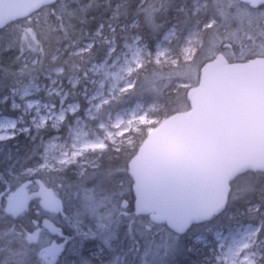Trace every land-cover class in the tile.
I'll return each instance as SVG.
<instances>
[{
  "label": "trees",
  "instance_id": "16d2710c",
  "mask_svg": "<svg viewBox=\"0 0 264 264\" xmlns=\"http://www.w3.org/2000/svg\"><path fill=\"white\" fill-rule=\"evenodd\" d=\"M212 2L213 0H55L0 28V117L11 116L19 121L16 134L0 141V264H44L40 257L41 249L54 237L42 231L39 239L34 242L28 239V234L40 227L46 216L61 226L63 233L69 238H73L64 253L67 254L70 248L81 253L79 258L73 260L66 255L60 264H82V260L88 264H102L108 260L105 255H93L98 244L105 245L103 240H90L82 244L77 242L82 236L79 237L75 232L84 229L79 226V229L71 230L74 224H71L67 214L72 215L71 209H74V213L78 206L85 204L93 208V204L97 202L88 203V196L91 199V195L96 192L98 196L110 195L108 198L111 199V202L100 205V212H103V207L105 210L114 204L119 206L122 200H127L129 210L134 212L137 195L131 173L133 158L150 132L148 129L155 128L172 115L190 108V90L200 84L201 74L212 60L211 53L207 54L214 49L211 39L214 35L226 33V21L220 18L218 12L210 11ZM198 3H205V10L194 13ZM239 4L254 9L249 4ZM257 10H264V5ZM145 14L151 15L149 21H146ZM210 20H223L224 23L218 21L220 24L207 27ZM196 22V41L193 44L195 50L187 57V33ZM175 27L177 34L170 42L163 41L170 50L171 57L168 61H155L156 46ZM138 36L148 44L152 55L145 56L141 66L132 73L134 86L121 92L115 99H109L102 106L101 113L116 112L136 103L154 104L150 116L155 122L125 134L124 137L131 136V143H109L106 150L93 153L91 157L96 159V163L93 167L84 166L83 173L75 165L62 170L28 173L29 169L43 163L47 140L55 134H65V124L69 122L70 116L59 131L50 126L36 127L29 119L21 122V109L13 106V99H18L17 94L31 83L41 88L49 86L56 79V83L60 82L64 90L70 91L68 103H79L80 109L74 116L85 117L87 105L83 93L91 96L94 91L88 89L92 65L116 56L123 44L132 42L131 39ZM107 40L114 41V45ZM88 44L92 45L89 47ZM112 47L113 51L110 53ZM225 50L226 48L223 49ZM259 54L241 60L230 59L237 62L264 56ZM35 179H41L62 198L65 206L63 215L47 214L37 200L32 202L29 211L18 216H13L7 210L6 198L9 194L27 181H33L31 189H36ZM68 188L67 193L65 189ZM78 189L83 195L77 201ZM250 206L256 208L248 210ZM136 219L134 224L128 225L135 234L134 238H122V242H129L128 246L130 243L137 246L140 241V236L136 233L138 222L140 226L145 225V222L150 224L151 228L146 229V232L155 238L162 235L160 232L167 233L166 230L157 229L158 226L167 225L155 224L149 216L139 215ZM235 222L261 223L259 239L264 241V171H248L238 176L231 183L224 210L210 220L175 235L173 247L176 257L173 264H214V253L210 251L212 246L195 244L193 239L198 235L211 239L213 230L227 228ZM116 242L117 239L112 242V246ZM133 251H136V247ZM133 251L129 253L132 254ZM262 252L259 264H264V248ZM122 253L126 252L121 250L119 254ZM114 261L116 264L118 257Z\"/></svg>",
  "mask_w": 264,
  "mask_h": 264
},
{
  "label": "rangeland",
  "instance_id": "374dc122",
  "mask_svg": "<svg viewBox=\"0 0 264 264\" xmlns=\"http://www.w3.org/2000/svg\"><path fill=\"white\" fill-rule=\"evenodd\" d=\"M54 1L50 0L49 2ZM204 4H196L194 13L205 10ZM36 10L27 11L21 17H25V15H29ZM210 11L213 13L218 12L221 15L220 18H223L224 22L226 21V33L224 35H214L211 39V42L214 43V49L207 52V54L211 53L212 61L203 70L201 78L204 77V72L215 61L220 50L222 51L224 48L227 52L224 55L227 58L232 57L241 60L250 55L255 57L256 53L264 55V10L249 9L239 4L237 0H213ZM144 16L146 21L151 19L150 14ZM223 20L218 21L223 22ZM218 21L210 20L207 27L214 26L216 23L220 24ZM134 22L138 25L137 21ZM197 23L190 26L187 33L185 44L187 57L191 56L195 50L193 44L196 41L195 29ZM135 24H132V26ZM20 33L22 34L23 31L21 30ZM176 34L177 27L172 28L164 35L162 42L156 46L155 61L169 60L171 57L170 50L163 44V41L170 42ZM140 38L139 36L135 37L131 39L132 42L123 44L116 56H110L105 61L92 65L90 69L92 75L89 77L88 89L94 91L91 96L83 93L87 105L84 111L85 117L74 116L80 109L79 103H68L70 91L64 90L60 82L56 83V79L49 86H42L41 88L31 83L17 94L18 99H13V106L21 109V122L29 119L36 127L50 126L59 131L70 116L69 122L65 124L67 125L65 134H55L47 140L43 163L36 168L29 169L28 173L62 170L73 165L82 169L81 172L83 173L85 171L84 166L93 167L96 163V159L91 157L93 153L106 150L109 143L118 145L126 142L129 144L132 141L131 136L124 137L125 134L138 130L140 126L155 122L150 116V110L154 109V104L136 103L132 107H126L116 112L101 113L102 106L109 99H115L121 92L134 86L135 81L131 78L132 73L141 66L145 56L152 55L148 44ZM107 42L114 45L112 40H107ZM208 42H210V39ZM91 45L88 44L89 47ZM112 51L113 47L110 53ZM18 125V119L14 117H0V141L13 137L19 128ZM148 130H151V128ZM65 191L68 193L69 188ZM96 191L95 189L94 192ZM96 193L91 195L92 200L88 196V203L97 202V204H93V208L85 204L78 206V210L75 209L76 212L74 213V209H71L72 215L67 214L71 224H74L71 230L79 229V226L84 229V231L75 232L79 237L82 236L77 240L78 243L103 240L105 245L103 243L98 244L93 255L103 257L111 254L112 260H106L102 264H115L114 259L117 256L118 262L116 264H173L176 257L175 248L173 247L176 242L175 235L182 234L186 230H178L168 225L166 227L158 226L159 231L166 230L167 233L160 232L162 235L155 238L146 232V229L151 228L150 224L145 222V225L140 226V222H138L136 233L140 236V241L137 246L132 243L128 246L129 242H122V238L127 236L134 238L135 236L128 225L137 221L136 216L142 214L143 216H149L150 211L145 213L137 198L134 204V212L129 210L130 205L127 200H122V204L119 206L114 204L105 208V210L103 207V212H100V205L111 202V199L108 198L110 195L108 197L107 195L98 196V193ZM82 195L78 189V192H76L77 201L80 200ZM253 208H256V206H250L248 210ZM218 212L217 210L215 214ZM261 226V223L235 222L227 228L213 230L211 239H207L204 235H198L193 239V242L202 244V246H212L210 251L214 253V264H259V260L263 256L262 248H264V241L259 239ZM72 239L63 232L57 236V241L61 245L66 241V247ZM116 239V244L112 246V242ZM50 242L51 239L47 245ZM135 247L136 251H133ZM121 250L126 253L119 254ZM128 250L133 251V253H129ZM134 254L138 256H133ZM44 255H46V252L41 251V259ZM68 256L73 260L79 258L81 253L70 248L67 253ZM62 258H66V254ZM44 264L52 263L44 261ZM82 264L88 263L82 260Z\"/></svg>",
  "mask_w": 264,
  "mask_h": 264
},
{
  "label": "water",
  "instance_id": "95a60500",
  "mask_svg": "<svg viewBox=\"0 0 264 264\" xmlns=\"http://www.w3.org/2000/svg\"><path fill=\"white\" fill-rule=\"evenodd\" d=\"M50 0H0V28ZM253 7L264 0H239ZM191 89L190 108L152 129L131 163L134 188L154 223L185 230L224 209L234 179L248 171H264V57L227 64L219 55ZM32 193L26 182L6 198L16 216L38 199L47 213L62 214L64 203L40 179ZM42 229L52 236L62 228L48 217L29 233L36 241ZM43 251L55 261L54 240Z\"/></svg>",
  "mask_w": 264,
  "mask_h": 264
},
{
  "label": "flooded vegetation",
  "instance_id": "af4514ba",
  "mask_svg": "<svg viewBox=\"0 0 264 264\" xmlns=\"http://www.w3.org/2000/svg\"><path fill=\"white\" fill-rule=\"evenodd\" d=\"M224 53H225V51H220V53L216 56V58L219 56V55H223V57H224V61L228 64V63H234V62H232V61H236V60H231L230 58L231 57H229V58H227V56H225L224 55ZM28 190H29V187H28ZM30 192H32V191H34L33 189L31 190H29ZM38 201V200H37ZM39 202V201H38ZM40 203V202H39ZM124 214H127V213H124ZM52 215H55V216H58L59 214H56V213H54V214H52ZM143 215V214H142ZM149 215V214H148ZM146 216V215H145ZM150 216V215H149ZM53 240H56V242L58 243V246L60 247V252H59V255L57 256V258L55 259V261H52V256H45V257H43V260L44 261H49V262H51L52 264H60L61 263V258L65 255V253H64V251H65V249H66V241L65 242H63L62 243V245L57 241V238H53V239H51V242L53 241ZM50 242V243H51ZM47 246V244L44 246V247H46ZM43 247V248H44ZM42 248V249H43ZM106 254H108V253H106ZM67 255V254H66ZM106 257H108V260H112V256H111V254H108V255H106ZM118 257V256H117Z\"/></svg>",
  "mask_w": 264,
  "mask_h": 264
}]
</instances>
